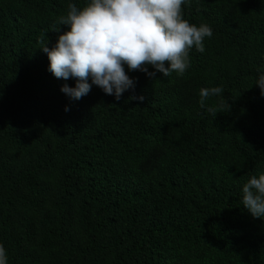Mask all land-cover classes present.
<instances>
[{
	"label": "trees",
	"instance_id": "16d2710c",
	"mask_svg": "<svg viewBox=\"0 0 264 264\" xmlns=\"http://www.w3.org/2000/svg\"><path fill=\"white\" fill-rule=\"evenodd\" d=\"M69 3L85 0H0L8 264H264V219L242 206L264 173V0H189L184 18L213 32L204 52L182 76L128 71L119 100L94 84L72 99L48 70L40 48ZM217 86L206 108H231L213 116L199 90Z\"/></svg>",
	"mask_w": 264,
	"mask_h": 264
},
{
	"label": "clouds",
	"instance_id": "9594fccd",
	"mask_svg": "<svg viewBox=\"0 0 264 264\" xmlns=\"http://www.w3.org/2000/svg\"><path fill=\"white\" fill-rule=\"evenodd\" d=\"M189 0H85L82 7L67 5L66 14L58 17L51 31L58 32L55 44L40 49L47 54L48 70L61 80L73 79L60 90L79 100L91 91L92 85L117 100L125 90L134 88L128 71H140L151 79L156 73L183 75L190 67L189 50L204 52V40L213 35L206 23H189L183 5ZM67 29L59 32V26ZM151 66L152 71H149ZM127 68V71H126ZM91 81V84L89 83ZM264 96V73L255 80ZM221 87H202L199 104L220 96ZM129 99L143 101V96ZM219 108L231 105L227 102ZM218 107L206 110L215 116ZM242 206L254 218L264 219V173L251 176L242 187ZM0 264H8L6 249L0 244Z\"/></svg>",
	"mask_w": 264,
	"mask_h": 264
}]
</instances>
